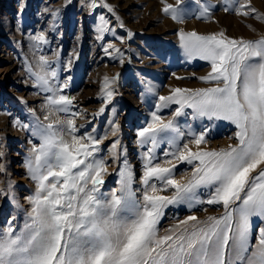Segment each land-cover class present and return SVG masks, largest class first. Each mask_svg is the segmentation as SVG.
<instances>
[{
  "label": "snow or ice",
  "instance_id": "1",
  "mask_svg": "<svg viewBox=\"0 0 264 264\" xmlns=\"http://www.w3.org/2000/svg\"><path fill=\"white\" fill-rule=\"evenodd\" d=\"M163 2V13L177 23L185 22L190 11L182 7L185 0ZM194 3L198 5L195 18L212 17L211 5L201 0ZM224 3L225 12L245 17L257 13L251 0ZM91 6H98L95 0ZM103 6L113 11L106 3ZM101 21L97 38L102 40L109 29L103 16ZM33 39L48 43L43 33ZM179 41L188 57L210 62L211 71L199 79L214 86L176 87L158 97L150 122L138 132L139 143L151 145L140 179L143 188H133V174L125 167L120 187L110 196L101 192L107 164L97 155L106 136L78 135L76 117L81 113L72 111L74 97L64 94L71 86L73 60L64 64L63 80L58 54L55 60L40 55L37 70L27 65L34 87L46 94L48 114L41 120L35 110H29L31 124L17 121L38 139L25 163L36 188L28 198L31 210L23 225L17 228L8 221L7 227L0 228V264H264V227L260 226L264 224V37L253 41L229 37L224 31L204 35L179 29ZM112 48L108 44L103 51L110 56ZM118 78L119 74L104 77L106 102L112 100L111 84ZM172 104L177 105L173 119L165 120L158 112ZM185 108L194 110V118L235 125L238 142L219 150L203 148L211 128L189 130L190 139L185 140L186 134L175 124ZM60 113L68 118L51 119ZM110 123L115 135L119 124ZM161 141L172 147L163 153L171 159L155 162L154 151ZM118 144L119 140L113 141V150ZM181 163L192 166L184 182L175 178ZM201 188L209 190L206 203L221 205L224 215L205 221L189 215L159 235L165 209L204 203L196 198ZM169 189L171 196L161 194ZM254 218L259 220L255 234Z\"/></svg>",
  "mask_w": 264,
  "mask_h": 264
},
{
  "label": "rangeland",
  "instance_id": "2",
  "mask_svg": "<svg viewBox=\"0 0 264 264\" xmlns=\"http://www.w3.org/2000/svg\"><path fill=\"white\" fill-rule=\"evenodd\" d=\"M167 2L176 4V0ZM205 2L211 5V18H195L193 13L197 12L198 5L194 0H185L182 7L190 11L181 24L163 13V0H95L98 5L95 8L91 6L92 0H0V228L7 227L8 221L17 228L23 225L31 210L28 198L34 195L36 188L25 163L32 144L38 143V139L19 127L17 121L31 124L29 110H35L41 120L48 113L44 108L46 94L34 87L27 65L37 70L40 55L55 60L54 54H58L63 80L67 75L63 66L68 59L73 60L71 86L64 94L74 97L72 111L81 113L76 117L77 134L106 136L97 154L107 164L101 192L110 196L120 187V172L125 167L133 174V188L142 190L140 179L145 154L151 145L142 146L138 132L150 122L151 113L159 103L158 97L169 95L176 87L214 86L199 79L211 71L210 62L187 56L179 41V29L204 35L224 31L229 37L253 41L264 37V0H251L257 13L247 17L225 12L224 0H201ZM105 3L112 12L103 6ZM102 16L109 30L101 40L97 37ZM121 23L124 27H120ZM40 33L46 36L47 44L33 39ZM108 44L114 45L109 49L110 56L103 51ZM115 49H120V53ZM120 59L124 60L123 64ZM117 74L119 78L111 84L114 96L106 102L102 93L104 77L112 78ZM176 107L172 104L158 114L165 120L173 119ZM57 118L68 117L63 113L51 117L52 120ZM110 122L119 124L115 135ZM175 124L186 134L185 140L190 139L189 130L199 132L211 128L207 143L202 145L208 150L227 148L238 142L234 138L235 125L223 120L209 122L206 118H194L191 108H185L182 115L175 117ZM115 140H119V144L113 150ZM190 146L195 150L194 145ZM171 150L169 144L161 141L154 151L155 162L171 159L163 155ZM259 171L257 169L253 176ZM191 172V165L178 164L175 178L184 182ZM161 194L171 196L173 190ZM196 198L204 203L193 207L181 203L166 208L158 225L159 235L167 234L168 229L189 215H196L201 221L209 216L224 215L221 205L206 203L210 198L208 189H199ZM257 224L259 220L254 218L253 234Z\"/></svg>",
  "mask_w": 264,
  "mask_h": 264
},
{
  "label": "bare ground",
  "instance_id": "3",
  "mask_svg": "<svg viewBox=\"0 0 264 264\" xmlns=\"http://www.w3.org/2000/svg\"><path fill=\"white\" fill-rule=\"evenodd\" d=\"M222 14V13H221ZM219 17V16H218ZM167 18V17H166ZM166 21V20H165ZM189 21V20H188ZM197 22V21H196ZM166 23V22H165ZM256 23V22H255ZM188 25V24H187ZM258 25V24H257ZM162 26V25H161ZM191 27V26H190ZM161 28V27H160ZM155 30V29H154ZM247 31V30H246ZM244 34V33H243Z\"/></svg>",
  "mask_w": 264,
  "mask_h": 264
}]
</instances>
